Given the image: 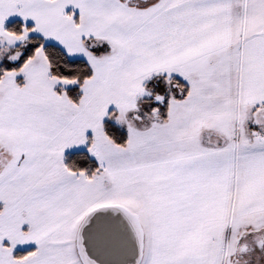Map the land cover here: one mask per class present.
Wrapping results in <instances>:
<instances>
[{"label":"snow or ice","instance_id":"1","mask_svg":"<svg viewBox=\"0 0 264 264\" xmlns=\"http://www.w3.org/2000/svg\"><path fill=\"white\" fill-rule=\"evenodd\" d=\"M0 264H264V0H0Z\"/></svg>","mask_w":264,"mask_h":264}]
</instances>
